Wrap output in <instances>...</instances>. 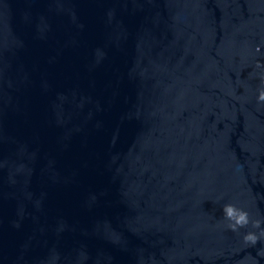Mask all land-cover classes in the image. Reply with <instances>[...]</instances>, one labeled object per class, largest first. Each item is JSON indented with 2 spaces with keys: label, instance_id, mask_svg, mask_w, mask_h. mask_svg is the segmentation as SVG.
I'll use <instances>...</instances> for the list:
<instances>
[{
  "label": "water",
  "instance_id": "water-1",
  "mask_svg": "<svg viewBox=\"0 0 264 264\" xmlns=\"http://www.w3.org/2000/svg\"><path fill=\"white\" fill-rule=\"evenodd\" d=\"M0 264H264V0H0Z\"/></svg>",
  "mask_w": 264,
  "mask_h": 264
}]
</instances>
